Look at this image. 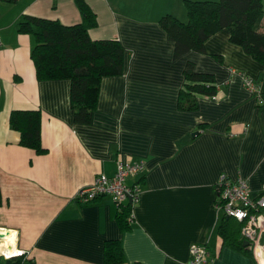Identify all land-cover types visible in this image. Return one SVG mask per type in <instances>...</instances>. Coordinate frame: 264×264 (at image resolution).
<instances>
[{"label": "crops", "instance_id": "1", "mask_svg": "<svg viewBox=\"0 0 264 264\" xmlns=\"http://www.w3.org/2000/svg\"><path fill=\"white\" fill-rule=\"evenodd\" d=\"M84 1L97 16L90 38L119 41L124 71L102 79L91 122L77 125L70 82L35 80L33 39L17 32L23 15L78 23L73 0H0V252H23V264H103V243L113 240L124 264H187L192 245H205L214 264H257L251 250L234 251L216 234L223 213L215 186L221 174L241 178L255 197L264 184V67L231 44L227 30L204 43V54L175 59L158 22L166 14L185 22L184 0ZM189 62L213 75L220 95L197 97V109L185 112L177 98ZM232 69L259 82L262 105ZM37 109L43 155L21 147L9 126L12 111ZM119 160L145 165L127 180L141 190L127 232L109 197L73 201L99 175L113 176Z\"/></svg>", "mask_w": 264, "mask_h": 264}, {"label": "trees", "instance_id": "2", "mask_svg": "<svg viewBox=\"0 0 264 264\" xmlns=\"http://www.w3.org/2000/svg\"><path fill=\"white\" fill-rule=\"evenodd\" d=\"M14 3L15 0H2ZM80 21L63 25L58 20L23 15L17 32L33 39L30 60L37 81L68 80L69 102L74 124L88 125L99 99L103 78L120 77L124 71V49L117 40H92L89 31L96 28L97 16L84 0H73ZM187 21L182 22L170 14L159 19V26L174 44L173 57L189 52L204 54V43L221 30L229 33V42L264 67V11L263 0H184ZM221 60L220 56H214ZM184 82L179 89L177 107L191 112L198 107L197 97L217 98L220 93L213 75L195 71L187 63L183 71ZM9 126L19 135V145L36 155L46 150L41 145V112L12 111ZM3 198L0 190V206ZM132 208L129 203L117 207L115 221L119 229L131 228ZM243 223L220 214L215 227L223 244L234 251L250 255V244L241 238ZM23 256L0 259L3 264H23ZM125 255L118 241L103 243V264H124Z\"/></svg>", "mask_w": 264, "mask_h": 264}, {"label": "built area", "instance_id": "3", "mask_svg": "<svg viewBox=\"0 0 264 264\" xmlns=\"http://www.w3.org/2000/svg\"><path fill=\"white\" fill-rule=\"evenodd\" d=\"M0 38V47H1ZM232 75H238L244 89L256 100L257 105H262L261 85L255 79L238 71L231 70ZM145 165L143 161L132 163L116 162V171L113 176L99 175L89 186H84L76 191L73 201L79 205H88L101 197H109L116 207L123 203L133 207L140 197V184H127V180L143 174ZM217 199L215 208L225 216L243 223L240 235L245 242L250 244L257 264H264V184L260 193L253 197L248 184L241 178L232 179L225 174L218 177L216 186ZM2 238H0L1 243ZM22 255L23 252H17ZM20 255V256H21ZM9 259L2 251L0 259ZM187 264H214L211 253L205 245H192L189 249Z\"/></svg>", "mask_w": 264, "mask_h": 264}, {"label": "bare ground", "instance_id": "4", "mask_svg": "<svg viewBox=\"0 0 264 264\" xmlns=\"http://www.w3.org/2000/svg\"><path fill=\"white\" fill-rule=\"evenodd\" d=\"M7 246H8V245H7ZM8 247H9V246H8ZM2 252H3L6 256H8V257H15V255H13V254H12V255H10V254L8 255L7 253H9V252L6 253V250H5V249H2ZM18 254H19V253H18Z\"/></svg>", "mask_w": 264, "mask_h": 264}, {"label": "water", "instance_id": "5", "mask_svg": "<svg viewBox=\"0 0 264 264\" xmlns=\"http://www.w3.org/2000/svg\"><path fill=\"white\" fill-rule=\"evenodd\" d=\"M194 135H196V133ZM128 203H130V201H128ZM2 237H3V235H0V238H2ZM243 245L246 246L247 242H244Z\"/></svg>", "mask_w": 264, "mask_h": 264}, {"label": "clouds", "instance_id": "6", "mask_svg": "<svg viewBox=\"0 0 264 264\" xmlns=\"http://www.w3.org/2000/svg\"><path fill=\"white\" fill-rule=\"evenodd\" d=\"M20 255H21V254H19V256H20ZM19 256H18V257H19ZM21 256H22V255H21ZM16 257H17V256H16ZM10 258H11V257H9V259H10Z\"/></svg>", "mask_w": 264, "mask_h": 264}, {"label": "rangeland", "instance_id": "7", "mask_svg": "<svg viewBox=\"0 0 264 264\" xmlns=\"http://www.w3.org/2000/svg\"><path fill=\"white\" fill-rule=\"evenodd\" d=\"M183 5H184V1H183ZM186 21H187V20H186ZM186 21H185V22H186ZM182 22H184V21H182Z\"/></svg>", "mask_w": 264, "mask_h": 264}]
</instances>
